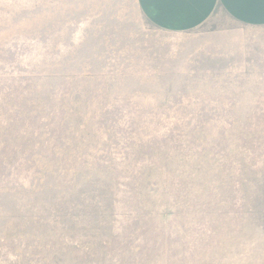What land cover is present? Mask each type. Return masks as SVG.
I'll use <instances>...</instances> for the list:
<instances>
[{
  "label": "rangeland",
  "instance_id": "1",
  "mask_svg": "<svg viewBox=\"0 0 264 264\" xmlns=\"http://www.w3.org/2000/svg\"><path fill=\"white\" fill-rule=\"evenodd\" d=\"M0 264H264V29L0 0Z\"/></svg>",
  "mask_w": 264,
  "mask_h": 264
},
{
  "label": "crops",
  "instance_id": "2",
  "mask_svg": "<svg viewBox=\"0 0 264 264\" xmlns=\"http://www.w3.org/2000/svg\"><path fill=\"white\" fill-rule=\"evenodd\" d=\"M137 3L147 20L171 33L194 31L216 11L242 27L264 29V0H137Z\"/></svg>",
  "mask_w": 264,
  "mask_h": 264
}]
</instances>
